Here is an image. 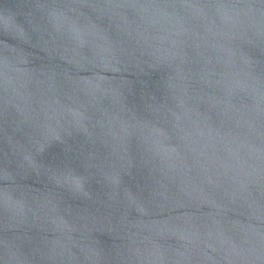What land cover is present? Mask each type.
<instances>
[{
    "label": "water",
    "instance_id": "water-1",
    "mask_svg": "<svg viewBox=\"0 0 264 264\" xmlns=\"http://www.w3.org/2000/svg\"><path fill=\"white\" fill-rule=\"evenodd\" d=\"M0 264H264V0H0Z\"/></svg>",
    "mask_w": 264,
    "mask_h": 264
}]
</instances>
